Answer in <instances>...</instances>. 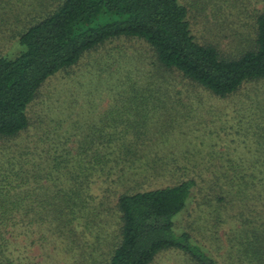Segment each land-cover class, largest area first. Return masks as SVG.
Instances as JSON below:
<instances>
[{
	"label": "trees",
	"instance_id": "obj_1",
	"mask_svg": "<svg viewBox=\"0 0 264 264\" xmlns=\"http://www.w3.org/2000/svg\"><path fill=\"white\" fill-rule=\"evenodd\" d=\"M257 3L262 8L254 7L249 16L252 35L236 39L239 49L229 53L220 51L218 43L196 40L187 9L176 0H47L36 8L18 36L21 49L13 57L0 55V264H35L29 252L34 246L47 256L40 244L45 233L94 240L103 224L100 212L116 215L119 239L112 250L101 252L99 262L86 238L84 264H148L167 248L188 251L195 264H215L187 243L188 234H174L170 220L191 197L193 172L176 164V169L149 166V173L136 166L144 159L139 147L147 140L130 133L132 124L121 130L97 124L78 145L70 146L68 136L57 140L58 146L45 136L46 119L36 121V107L45 109L40 90L56 72L120 36L142 39L160 68L177 71L218 97L245 84H264V0ZM261 90L246 102L247 117L264 119ZM79 151L91 159L76 157ZM157 158L151 159L157 163ZM136 175L144 179L131 177ZM117 180L120 190L104 186ZM260 180L264 183V172ZM89 253L91 261L85 257Z\"/></svg>",
	"mask_w": 264,
	"mask_h": 264
},
{
	"label": "rangeland",
	"instance_id": "obj_2",
	"mask_svg": "<svg viewBox=\"0 0 264 264\" xmlns=\"http://www.w3.org/2000/svg\"><path fill=\"white\" fill-rule=\"evenodd\" d=\"M45 1L0 0L1 56L13 57L21 49L18 36ZM176 1L186 7L188 27L196 40L218 43V49L227 53L239 49L236 39L252 35L250 13L254 7L262 8V3H257L260 0ZM263 87V83L245 84L232 95L218 97L177 71L160 68L142 39L120 36L86 51L74 66L48 79L40 90V98L47 104L45 109L36 107L35 119H46L42 124L45 136L54 143L70 136V146L78 145L83 134L97 124L107 122L115 130L132 124L130 133L137 132L147 140L139 147L144 159L136 161V166L143 165L149 173V166L176 169V164L195 174L191 197L170 218L174 234H188L187 243L215 264H264V183L260 180L264 119L246 116V102ZM31 109L29 135L33 138V103ZM85 154L79 151L75 156L91 159L81 157ZM156 156L161 158L154 163L151 158ZM131 177L138 182L144 179L141 175ZM104 186L113 189L119 182L105 181ZM109 214L97 216L103 224L96 241L90 236L52 238L45 233L40 244L46 247L47 256L34 246L29 250L36 256L33 261L84 264L86 238V243L91 241L92 254L102 261L101 252L112 250L119 239L116 215ZM85 257L93 259L90 253ZM148 264L195 261L188 251L167 248L158 251Z\"/></svg>",
	"mask_w": 264,
	"mask_h": 264
}]
</instances>
